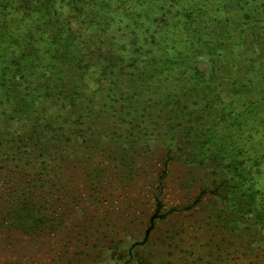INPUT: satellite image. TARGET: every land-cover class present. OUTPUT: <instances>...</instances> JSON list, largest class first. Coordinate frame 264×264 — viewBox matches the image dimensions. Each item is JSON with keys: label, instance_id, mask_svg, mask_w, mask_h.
Returning a JSON list of instances; mask_svg holds the SVG:
<instances>
[{"label": "trees", "instance_id": "obj_1", "mask_svg": "<svg viewBox=\"0 0 264 264\" xmlns=\"http://www.w3.org/2000/svg\"><path fill=\"white\" fill-rule=\"evenodd\" d=\"M263 174L264 0H0V264L106 176L264 229Z\"/></svg>", "mask_w": 264, "mask_h": 264}, {"label": "rangeland", "instance_id": "obj_2", "mask_svg": "<svg viewBox=\"0 0 264 264\" xmlns=\"http://www.w3.org/2000/svg\"><path fill=\"white\" fill-rule=\"evenodd\" d=\"M84 154L67 162L66 168L77 166L75 171L63 173V178L68 176L67 181L75 172L85 173ZM150 166L151 161L146 169L149 175L155 173ZM188 170V167H176V172ZM176 179L175 182H179ZM105 180L100 197L82 191L85 201L78 204L79 213L73 207L67 220H59L41 239L12 237L16 247L6 253L8 262L264 264V229L257 223L235 222L228 231L221 224L202 222L199 214L183 206V193L176 190L167 189L156 199L147 189L139 191V179V186L127 189L121 182L112 185L109 176ZM261 182L264 186V174ZM90 213H96V219L86 220ZM167 213L169 215H165Z\"/></svg>", "mask_w": 264, "mask_h": 264}]
</instances>
